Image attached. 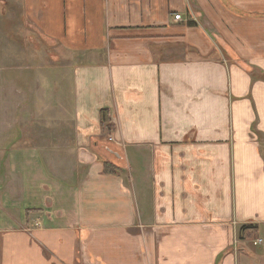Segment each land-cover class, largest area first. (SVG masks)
<instances>
[{"label":"crops","instance_id":"obj_1","mask_svg":"<svg viewBox=\"0 0 264 264\" xmlns=\"http://www.w3.org/2000/svg\"><path fill=\"white\" fill-rule=\"evenodd\" d=\"M6 3L68 56L73 139L0 123V264H264V0Z\"/></svg>","mask_w":264,"mask_h":264},{"label":"rangeland","instance_id":"obj_2","mask_svg":"<svg viewBox=\"0 0 264 264\" xmlns=\"http://www.w3.org/2000/svg\"><path fill=\"white\" fill-rule=\"evenodd\" d=\"M2 12H8L9 17ZM1 40H8L13 47L7 66ZM67 58L56 44L25 23L17 7L0 4V76L8 74V82H0V123L23 124L26 132L46 147L73 139L69 83L72 67ZM36 76H40V81L35 80ZM55 80L56 94L52 90Z\"/></svg>","mask_w":264,"mask_h":264},{"label":"trees","instance_id":"obj_3","mask_svg":"<svg viewBox=\"0 0 264 264\" xmlns=\"http://www.w3.org/2000/svg\"><path fill=\"white\" fill-rule=\"evenodd\" d=\"M102 123L103 125H106L109 123V119L107 117V114L106 112H103L102 113ZM120 171V169L115 166L113 163H110V162H105V172L108 173V174H118Z\"/></svg>","mask_w":264,"mask_h":264},{"label":"built area","instance_id":"obj_4","mask_svg":"<svg viewBox=\"0 0 264 264\" xmlns=\"http://www.w3.org/2000/svg\"><path fill=\"white\" fill-rule=\"evenodd\" d=\"M175 20L176 21H182V17H181V15H176L175 16ZM258 243H255V245H257Z\"/></svg>","mask_w":264,"mask_h":264}]
</instances>
